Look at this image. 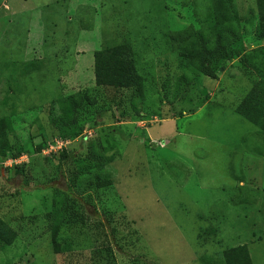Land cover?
Listing matches in <instances>:
<instances>
[{
  "label": "rangeland",
  "instance_id": "1",
  "mask_svg": "<svg viewBox=\"0 0 264 264\" xmlns=\"http://www.w3.org/2000/svg\"><path fill=\"white\" fill-rule=\"evenodd\" d=\"M263 23L264 0H0V148L22 152L0 162V264H223L241 244L264 264V130L236 113L264 83ZM218 32L239 52L211 78L193 56ZM120 43L140 89L95 84ZM64 192L85 221L59 255ZM240 198L244 228L216 230Z\"/></svg>",
  "mask_w": 264,
  "mask_h": 264
},
{
  "label": "trees",
  "instance_id": "2",
  "mask_svg": "<svg viewBox=\"0 0 264 264\" xmlns=\"http://www.w3.org/2000/svg\"><path fill=\"white\" fill-rule=\"evenodd\" d=\"M262 31L264 34V23ZM238 45L239 43L236 40L229 44L224 43L222 33L218 32L213 47L208 48L205 43H202L193 58L197 61L200 71L204 75L212 78L215 76V71L220 61L230 59L238 54L239 50L233 49V46L237 47ZM93 55L94 80L96 85L121 88H131L135 86L136 89H140V79L135 71L132 52L127 43L107 45L101 50L95 51ZM236 113L264 130V83L259 81L246 94L241 103L237 106ZM71 125H73L72 129L64 134V138H74L82 132V128L76 126L74 120L64 123L63 127ZM21 155V151L7 154L0 148V162L2 163L7 159L18 158ZM97 185L99 187L102 186L101 182H98ZM62 195V209L60 213H57L55 216L57 223L55 230L57 231L53 236V245L59 255L64 254L65 248H62L59 242L58 227L62 224H75L85 221V212L78 211L77 209L78 207L83 208V204L79 201L77 202L68 192H64ZM83 202L86 204L88 200L85 199ZM12 239L13 236L10 235L9 230L2 229L0 222V244L2 246H8ZM223 264H252L248 247L246 245H238L227 249L223 254Z\"/></svg>",
  "mask_w": 264,
  "mask_h": 264
},
{
  "label": "crops",
  "instance_id": "3",
  "mask_svg": "<svg viewBox=\"0 0 264 264\" xmlns=\"http://www.w3.org/2000/svg\"><path fill=\"white\" fill-rule=\"evenodd\" d=\"M243 185H245V183L244 182H242V186ZM244 199V198H243ZM243 199H241L240 198V200L238 201L239 203H237V204H239V205H232V204H230L229 206H227V208H231L232 209V211H236L238 214L237 215H235V216H237V217H240V222L239 221H235L234 220V217L232 218V216H230V215H228L229 214V212H228V214L225 216V220H223V217L221 216V215H218V214H216V217H215V225L213 226L216 230H217V228L220 230V229H222L223 227H224V225H226L227 227H235V229H236V231L239 229V231H241L242 229L241 228H244V223H243V221H244V218L245 219H247V211L249 210V208H248V204L247 203H245V202H243ZM260 201V200H259ZM259 201H257V202H259ZM229 209H227V210H229ZM215 210H217V209H215ZM214 210V211H215ZM216 213H219V212H216ZM230 217V218H229ZM227 218V219H226ZM227 220L229 221V223L227 222ZM224 229V228H223ZM225 230V229H224ZM241 245H243V244H241ZM248 250H249V254H250V256H251V259H252V255H251V252H250V248H248Z\"/></svg>",
  "mask_w": 264,
  "mask_h": 264
},
{
  "label": "built area",
  "instance_id": "4",
  "mask_svg": "<svg viewBox=\"0 0 264 264\" xmlns=\"http://www.w3.org/2000/svg\"><path fill=\"white\" fill-rule=\"evenodd\" d=\"M57 145H58V147H62V146H64V142H62V141H60V142H58L57 141ZM18 159V158H17ZM15 161H16V159H14Z\"/></svg>",
  "mask_w": 264,
  "mask_h": 264
}]
</instances>
